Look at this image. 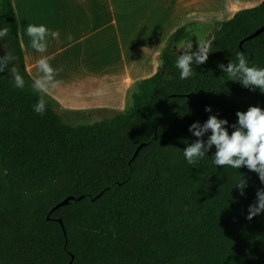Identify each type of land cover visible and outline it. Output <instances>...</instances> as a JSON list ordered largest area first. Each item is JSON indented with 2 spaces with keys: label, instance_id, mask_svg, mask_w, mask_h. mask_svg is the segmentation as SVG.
Returning <instances> with one entry per match:
<instances>
[{
  "label": "trees",
  "instance_id": "obj_1",
  "mask_svg": "<svg viewBox=\"0 0 264 264\" xmlns=\"http://www.w3.org/2000/svg\"><path fill=\"white\" fill-rule=\"evenodd\" d=\"M263 26L237 11L200 54L178 29L124 113L74 125L0 0V264H264Z\"/></svg>",
  "mask_w": 264,
  "mask_h": 264
},
{
  "label": "crops",
  "instance_id": "obj_2",
  "mask_svg": "<svg viewBox=\"0 0 264 264\" xmlns=\"http://www.w3.org/2000/svg\"><path fill=\"white\" fill-rule=\"evenodd\" d=\"M253 2L264 0H12L29 76L72 118L124 108L145 80V64L131 71L133 44L160 60L178 29L190 26L191 43L198 31L210 36L215 12L235 15Z\"/></svg>",
  "mask_w": 264,
  "mask_h": 264
},
{
  "label": "rangeland",
  "instance_id": "obj_3",
  "mask_svg": "<svg viewBox=\"0 0 264 264\" xmlns=\"http://www.w3.org/2000/svg\"><path fill=\"white\" fill-rule=\"evenodd\" d=\"M258 5H259L258 2H253V6L251 8L257 7ZM233 15L234 14L229 13V12L223 13V14L219 13V12H215L214 20H213V23L211 24V27H209L205 31L208 33L210 32V36H211L213 29H214V24L216 22L228 21L233 17ZM210 36L207 35L206 33H204V31L203 32L198 31L197 37L196 38L194 37V39L191 43L185 42V43H182L181 45H179V47L176 50V53L182 54V53L186 52V53L200 54V53L204 52V50L207 48V42L209 41ZM141 45H144V44H142L140 42L133 44L135 52H133L130 49H129V51H127V59H128L129 65L131 67V71L133 73H134V70L137 68V62L145 64V65H143L144 69H143V72L141 74V77L138 78V79H140V80H138V82L143 80V79H147V78L151 77L152 75H154L158 69V68H155V66L156 67L161 66V60H155V59L151 58L152 54L150 55V53L148 54L147 52L144 53ZM136 56H138V58H135ZM136 86H137V84L135 85V88H132L128 92V97H127V101H126L124 108L105 109L103 111H98V112H96L90 116L79 114V118H72L71 116L67 115V114H69V112L66 111L67 112L66 113L65 111H62L63 106H60V108H61L60 114L63 117L65 122L71 123L74 125L92 124V123L102 121V120L107 119V118L114 117L116 115L124 113L125 110L128 109V107L131 105L132 96L137 91Z\"/></svg>",
  "mask_w": 264,
  "mask_h": 264
},
{
  "label": "water",
  "instance_id": "obj_4",
  "mask_svg": "<svg viewBox=\"0 0 264 264\" xmlns=\"http://www.w3.org/2000/svg\"><path fill=\"white\" fill-rule=\"evenodd\" d=\"M261 33H264V26L262 28H260L259 30H257V32H255L253 35H251L250 37H248L247 39H252L258 35H260ZM138 151L136 152L135 156L137 155ZM81 199H83V197H80V198H74V197H69V198H66L64 201H62L61 203L57 204L51 212H54L64 206H67L71 201H80ZM59 222L62 224V221L59 220ZM63 225V224H62ZM72 264V263H71Z\"/></svg>",
  "mask_w": 264,
  "mask_h": 264
}]
</instances>
